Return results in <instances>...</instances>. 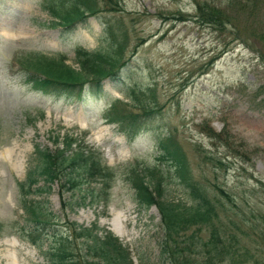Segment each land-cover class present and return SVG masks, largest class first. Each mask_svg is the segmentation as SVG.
<instances>
[{
  "label": "rangeland",
  "instance_id": "1",
  "mask_svg": "<svg viewBox=\"0 0 264 264\" xmlns=\"http://www.w3.org/2000/svg\"><path fill=\"white\" fill-rule=\"evenodd\" d=\"M71 1L0 0V264H46L39 249L21 236V227L33 225L18 182L32 164L35 144L54 150L65 134L101 153L114 174L107 201L99 195L83 201L84 192L59 182L43 193L32 190L25 198L40 205L49 221L46 226L69 233L71 223L95 225L127 246L134 264H174L161 242L157 208L137 205L127 178L133 167L142 172L158 166L167 172L164 198L191 203L173 168L158 159V141L167 132L183 149L193 182L223 204L217 224L236 249L216 264H264V42L255 36L264 32V0H206L222 6L232 20L220 29L196 20L202 0H91L97 11L71 29L53 24L58 18L45 5L54 2L68 9ZM117 42L123 46L122 60L128 62L116 80L103 79L105 96L87 91L82 101L67 102L25 81L20 64L24 56H65L66 65L82 72L77 47L106 53ZM124 85L142 90L145 101L158 108L132 140L102 117L113 98L136 110L119 92ZM205 126L223 132L231 147L209 137ZM214 184L230 199L214 190ZM90 186L95 194L100 184ZM119 215L128 221L119 220L116 231ZM197 227L180 239L182 245L190 241L185 256L215 264L204 261L212 255L204 245L210 227ZM88 249L84 242L76 244L78 264L95 258Z\"/></svg>",
  "mask_w": 264,
  "mask_h": 264
},
{
  "label": "trees",
  "instance_id": "2",
  "mask_svg": "<svg viewBox=\"0 0 264 264\" xmlns=\"http://www.w3.org/2000/svg\"><path fill=\"white\" fill-rule=\"evenodd\" d=\"M228 1L232 4L234 0ZM237 2L240 4L238 0ZM70 5L68 9H61L58 7L59 3L54 4V2L45 5L50 13L58 18L53 24L69 30L75 23L83 21L88 14L97 11L91 0H72ZM223 9L222 6L210 1L197 2L196 20L220 29L225 23L229 21L232 23ZM255 36L264 42V32H259ZM122 53L123 46L119 42L112 52L106 53H90L82 47H77L75 55L81 63L82 72H77L66 65L65 56L54 58L43 54H29L21 58L20 64L26 72L25 81L35 90L54 97H64L67 102H72L74 99L82 101V96L87 91L100 97L106 95L102 88L103 79L116 80L119 71L127 65L128 60H122ZM119 92L132 100L130 106L136 107V110L129 109L127 102L113 98L109 101L102 117L105 121L114 123L119 132L132 140L145 128L147 121L157 114L158 108L145 101L143 91L135 86L124 85ZM204 129L209 137L218 141L224 140L226 147H231L225 141L227 136H222L223 132H214L208 126ZM59 143L60 147L57 146ZM82 143L83 140L76 139L73 134H65L57 142L54 150L35 144L34 157L25 180L18 182L24 201L22 206L29 214L33 225L31 228L21 227L23 233L21 236L39 249L47 261L46 264H78L74 250L76 244L83 242L88 245L91 257H95L90 261L85 259L84 264H134L128 247L123 246L110 230L95 225L83 227L75 223H71L69 233L52 230L46 226L49 225V221L45 212L40 209V205H35L34 200L25 198L32 190L43 193L50 190L53 183L59 182L61 187L84 192L81 197L83 201L86 198L93 200L96 195H99L100 200L107 201L113 169L105 163L101 153ZM158 148L160 151L158 159L168 162L173 168L177 179L185 186L191 197L190 204L174 199L167 201L164 198L167 172L158 166L144 167L142 172L133 167L127 178L134 191L133 197L137 205L144 209L153 205L157 208L163 230L161 242L164 243V247L166 245L174 264H187L190 261L193 264L202 263L198 259L190 260L185 256V250L190 248V241L182 245L180 239L185 236L187 230L195 226H198L197 230H199V226L204 224L210 227L209 238L204 245L208 248L207 254L212 253L204 261L216 264L224 255L230 254L229 256L232 257L236 245L223 238L221 227L217 224L219 209H223V204L204 186L193 182L186 155L171 132H167L159 139ZM93 182L100 184L95 194L94 187L90 186ZM212 186L214 190L230 199L229 194L220 186L215 184ZM3 228L4 223L0 222V233ZM193 235L190 238H193ZM48 238L52 241L46 250H42ZM80 238L84 241H79ZM184 259L187 260L186 263L183 262Z\"/></svg>",
  "mask_w": 264,
  "mask_h": 264
},
{
  "label": "bare ground",
  "instance_id": "3",
  "mask_svg": "<svg viewBox=\"0 0 264 264\" xmlns=\"http://www.w3.org/2000/svg\"><path fill=\"white\" fill-rule=\"evenodd\" d=\"M120 217V218H119ZM122 221V220H127L128 221V219L127 218H125L124 216H122V215H119L118 216V218L117 219H115L114 220V227H115V229H117L116 231H120V229H119V224H118V221ZM121 233V232H120ZM121 235V234H120ZM124 236V235H123Z\"/></svg>",
  "mask_w": 264,
  "mask_h": 264
}]
</instances>
